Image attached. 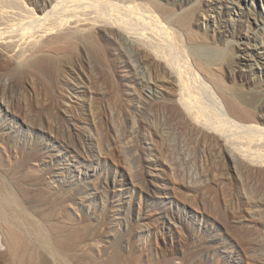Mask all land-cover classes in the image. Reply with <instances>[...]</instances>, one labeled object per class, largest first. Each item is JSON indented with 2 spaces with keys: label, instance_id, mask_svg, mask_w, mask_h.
Wrapping results in <instances>:
<instances>
[{
  "label": "rangeland",
  "instance_id": "rangeland-1",
  "mask_svg": "<svg viewBox=\"0 0 264 264\" xmlns=\"http://www.w3.org/2000/svg\"><path fill=\"white\" fill-rule=\"evenodd\" d=\"M58 1L0 0V28ZM102 1L91 5L99 17L129 20L130 33L103 27L0 54V186L13 199L0 198L11 203L0 205V264H264V163L211 156L172 109L175 86L156 57L176 68L192 53L220 60L238 52L242 31L249 84L221 69L215 79L236 94L264 92V0ZM129 5L171 33L143 36ZM212 86L200 92L215 107Z\"/></svg>",
  "mask_w": 264,
  "mask_h": 264
},
{
  "label": "bare ground",
  "instance_id": "bare-ground-1",
  "mask_svg": "<svg viewBox=\"0 0 264 264\" xmlns=\"http://www.w3.org/2000/svg\"><path fill=\"white\" fill-rule=\"evenodd\" d=\"M84 1H88V0H59L54 4L53 7L51 5L52 7L51 11H53L51 13H55V11L57 10L56 8L60 6L59 12L60 11L63 12V10L61 9V7H63L64 14L61 13L62 15L59 14L60 16L58 15L56 16L55 15L56 13L53 14L54 16H56L55 19L54 17L49 16L51 14L50 12L46 13L44 16H38V13L34 12V10L28 12L29 15L26 16L25 18H23L24 16L22 15H20L22 18L19 16H15L17 17L16 20L19 18L21 19L15 21V23L12 20V24H10V22L9 23L6 22V24L8 23V26L4 25L6 26L5 28H2V26L0 28V54L2 53L8 57H12L15 56V51L18 52L19 50L23 51L24 54L25 52L27 53V51L33 54L36 51H33L32 48L34 49V45H36V43H39V41L41 40H44V43L41 41L43 43L41 45L42 49L40 47L41 51L44 48L45 50L46 49L48 50L52 46L57 47L55 45H59L62 42L64 43L65 40L66 41L68 40L67 39L68 36L72 34L74 36L75 34L77 35L78 33L95 30V29L96 30L102 29L103 27L105 29L108 27L109 28L119 27L122 30H124L122 32L130 33L128 32L130 29L125 27V24H128L127 22H129V20L127 19L125 20L123 18H117V19L110 18L111 19L110 20L107 18L105 19L103 17H99L101 15H98L97 13L98 11H94L93 7L91 6L93 5L92 2L94 0L91 3H89V1L83 3ZM129 1L130 3L135 2L134 0H129ZM105 2L106 0L103 3ZM203 2L205 8L211 9L210 0H203ZM69 3H71V5L68 6ZM87 6L91 8H87ZM133 7L135 6H130L128 7L129 9H127L130 12L128 13L129 16L132 17L130 18V20H136L137 22H139V24L141 23L142 25L141 30L145 32L144 34L142 33L143 36L148 35V36L157 37L159 34L162 33L163 34L166 33L165 35L167 36V33H171L168 27H166V25L163 24V22L159 19V17H157L153 12H148V14H146L138 10L136 7L135 8ZM45 10H46V6H44L39 11L40 13H42ZM7 11L4 10L3 12L6 13ZM125 12L128 11L125 10ZM18 14L19 13H17L16 15ZM91 14H95L96 16L91 17ZM7 16L8 14H4V13L0 14L1 19L3 17L4 19L8 18ZM9 17L11 19L10 15ZM15 17L12 15V18ZM5 20L8 21L9 19H5ZM184 21L185 19L182 18L181 20L178 21V23L185 24ZM31 22L32 23L37 22L39 28L38 29L34 28L35 29L34 30L32 27L36 26V24L35 25L34 23L31 24ZM257 25L259 26L260 24L257 23ZM259 29H261V31L263 30L262 27H260ZM6 30H8V32ZM3 31L4 32L6 31L7 33H9V35L8 36L6 35L4 37ZM6 32L5 34H7ZM226 32L229 33L230 31L226 29ZM170 35L168 37H170ZM158 38H161V35L160 37L158 36ZM236 38L238 40L237 43L238 52L234 54L230 52H226L223 55L221 54L222 59L220 60H219L220 55L218 56V54L215 53V51H214L215 53L214 57L211 58L210 62H208L210 58L203 59L201 57H197V55H192L193 54L192 53L189 54V56L185 55L186 61L184 60L185 61L184 64L183 65L181 64L176 68L173 67L175 65L172 64L171 62L172 60L164 56L163 54L160 55L158 53L156 57L161 61L163 60L166 61L167 68L165 67V72L163 73L167 77L169 83L171 84L173 83V85L175 86V90L171 95L172 109L175 111V114L177 115V118L179 120H184L187 123L196 127L197 129L201 130L203 141L207 142L208 146H210L211 148L210 155L211 156L218 155L220 158L224 160L226 159L228 160L231 158L235 160L238 159V162L244 164H263L264 163V110L262 109H264V101H263L264 92L248 91L247 93L244 94H236L235 92L225 90V86L222 83L216 81L215 79L217 71L221 69L227 77L231 75L236 79L235 81H238L237 83L238 87L247 86L249 84L248 78H246V76L245 77L242 76L241 70L245 66L244 52L247 46V41L249 40L250 37L245 33H243L242 31H238V33L236 34ZM200 44H201V39H200ZM200 44H195L194 48L203 49V47H201ZM147 47H146V52L148 51L149 53H151L153 48L151 47L152 48L151 50L149 47H148L149 49ZM18 53L16 55H18ZM149 53L147 54L148 59H150V57H152L153 54L156 55L155 51H152L151 53L152 55H150ZM155 55H153V57H155ZM42 59L44 62L50 61V60L46 61L49 58L45 59L44 57H41L40 60ZM209 84L215 86L214 88H216V90H218L219 92V93L217 92L218 95L220 94L219 97H216L215 95H212L211 97L212 98L211 101L215 103V107L213 106L214 104L211 105L207 101H205L203 94L201 93L202 88L203 90L204 89L209 90L208 89ZM207 85L208 88H205L207 87ZM212 92L214 94V91ZM225 146L229 147V149H231V152L233 154H229L225 150L224 148ZM1 187L2 186H0V196H1L0 198L3 199L7 195L10 197L11 195L7 194L6 189ZM2 191H4V193ZM2 196L4 197L2 198ZM9 197H8V201L13 203L12 197L10 198ZM2 203L3 204L5 203V205L7 204V202L5 201V202H1L0 205H3ZM11 203L8 202V204ZM2 208H6V207L3 205ZM13 235L16 234L13 233ZM12 237L16 238L15 236ZM16 239L18 240L20 239V237L18 236V238ZM19 241L20 240H18L17 242Z\"/></svg>",
  "mask_w": 264,
  "mask_h": 264
}]
</instances>
